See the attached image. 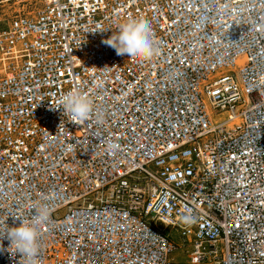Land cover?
Returning <instances> with one entry per match:
<instances>
[{
  "label": "built area",
  "instance_id": "obj_1",
  "mask_svg": "<svg viewBox=\"0 0 264 264\" xmlns=\"http://www.w3.org/2000/svg\"><path fill=\"white\" fill-rule=\"evenodd\" d=\"M43 205L39 264H264V0H0V232Z\"/></svg>",
  "mask_w": 264,
  "mask_h": 264
},
{
  "label": "clouds",
  "instance_id": "obj_2",
  "mask_svg": "<svg viewBox=\"0 0 264 264\" xmlns=\"http://www.w3.org/2000/svg\"><path fill=\"white\" fill-rule=\"evenodd\" d=\"M104 43L114 48L117 55L127 54L133 61H147L159 51L155 46L151 27L143 18L121 24L118 35L111 36ZM56 108H62L63 114L76 123L87 121L94 113L92 101L79 89L63 95ZM96 118L98 123L102 122L100 114H97ZM49 216V208L46 205L39 206L31 221L22 218L18 227H7L0 232V239L7 235L10 241L9 249L14 250L11 254L15 255L17 252L21 254L20 264H39L42 250L40 228L46 224Z\"/></svg>",
  "mask_w": 264,
  "mask_h": 264
},
{
  "label": "rangeland",
  "instance_id": "obj_3",
  "mask_svg": "<svg viewBox=\"0 0 264 264\" xmlns=\"http://www.w3.org/2000/svg\"><path fill=\"white\" fill-rule=\"evenodd\" d=\"M172 235H174V240H175L177 243L179 242V240H181V239L179 238V233H178L177 231L172 230ZM180 242H181V241H180ZM176 253H177V256L180 257V258H185V257H186V254H185L184 252H182V249H181V248H180V249H177Z\"/></svg>",
  "mask_w": 264,
  "mask_h": 264
}]
</instances>
